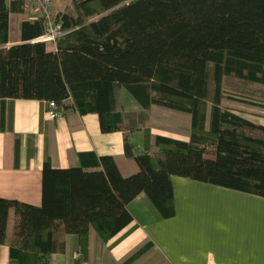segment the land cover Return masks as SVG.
Returning a JSON list of instances; mask_svg holds the SVG:
<instances>
[{
  "label": "trees",
  "instance_id": "obj_1",
  "mask_svg": "<svg viewBox=\"0 0 264 264\" xmlns=\"http://www.w3.org/2000/svg\"><path fill=\"white\" fill-rule=\"evenodd\" d=\"M24 4L0 0V100L51 101L97 115L101 133H133L119 109L123 89L144 110L188 117L189 138L156 135L127 177L112 157L93 153L80 154L78 167L44 163L40 206L0 198L8 264H49L64 253L67 235L86 256L89 229L102 242L115 236L140 193L171 218L172 177L264 198V125L221 104L248 85L264 87V0H68L54 13L63 35L53 44L32 43L46 31L36 17L22 20L21 43L6 47L9 15L27 12Z\"/></svg>",
  "mask_w": 264,
  "mask_h": 264
},
{
  "label": "crops",
  "instance_id": "obj_2",
  "mask_svg": "<svg viewBox=\"0 0 264 264\" xmlns=\"http://www.w3.org/2000/svg\"><path fill=\"white\" fill-rule=\"evenodd\" d=\"M30 19L29 12L9 15L6 47L21 43L19 23ZM122 91L119 109L123 123L138 129L133 133H101L97 115L81 116L70 108L51 120L44 101L0 100V198L40 206L44 163L53 169L78 167L80 154L93 153L112 157L127 177L139 171L134 157L150 148L156 135L189 138V124L166 135L148 112L162 109L144 110ZM171 188V218L163 219L140 193L127 205L132 220L119 233L102 242L90 228L87 255L80 257L78 237L67 235L64 253L52 254L49 264H124L146 244L148 250L130 264H264V198L180 177L171 178ZM12 223L10 211L7 237ZM8 259V247L1 246L0 264Z\"/></svg>",
  "mask_w": 264,
  "mask_h": 264
},
{
  "label": "rangeland",
  "instance_id": "obj_3",
  "mask_svg": "<svg viewBox=\"0 0 264 264\" xmlns=\"http://www.w3.org/2000/svg\"><path fill=\"white\" fill-rule=\"evenodd\" d=\"M67 3L68 0H51V8L53 13L56 11H61ZM13 32H15V30L11 31L10 36L12 39L14 37ZM51 47L52 45H47L49 50ZM226 82L229 84L230 82H233V80L230 81V79H226ZM241 86L242 84L239 85V87ZM226 87L229 86L227 85ZM122 92L123 98L133 101L124 90ZM234 93L235 95L230 93L229 95L236 99L225 98L221 103L222 107L248 119L253 123L264 125V87L257 84L252 86L248 85L245 92L235 91ZM148 112L149 115L152 116L154 124L158 127L162 126V130L160 131L167 133L166 135H174L175 133L178 134L176 132L177 129L180 127L183 128L189 124L188 118L184 115L156 110L153 108L149 109Z\"/></svg>",
  "mask_w": 264,
  "mask_h": 264
},
{
  "label": "built area",
  "instance_id": "obj_4",
  "mask_svg": "<svg viewBox=\"0 0 264 264\" xmlns=\"http://www.w3.org/2000/svg\"><path fill=\"white\" fill-rule=\"evenodd\" d=\"M24 10L29 12L31 18L40 17L45 21V33L32 41V43H54L63 35L60 26L56 23L55 14L51 8V0H24ZM46 114L51 120L61 119L64 116V109L55 102H46ZM80 257V254L77 255Z\"/></svg>",
  "mask_w": 264,
  "mask_h": 264
}]
</instances>
